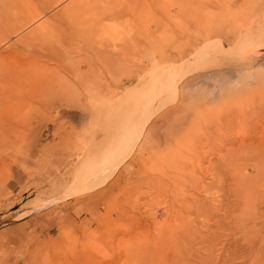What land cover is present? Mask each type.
Listing matches in <instances>:
<instances>
[{
    "label": "rangeland",
    "instance_id": "1",
    "mask_svg": "<svg viewBox=\"0 0 264 264\" xmlns=\"http://www.w3.org/2000/svg\"><path fill=\"white\" fill-rule=\"evenodd\" d=\"M0 264H264V0H0Z\"/></svg>",
    "mask_w": 264,
    "mask_h": 264
},
{
    "label": "bare ground",
    "instance_id": "2",
    "mask_svg": "<svg viewBox=\"0 0 264 264\" xmlns=\"http://www.w3.org/2000/svg\"><path fill=\"white\" fill-rule=\"evenodd\" d=\"M179 76V75H178ZM159 84V83H158ZM158 101V100H157ZM156 104H157V102H156ZM153 105V104H152ZM152 105L150 106V108H149V110H148V112H147V114L150 112V110H151V107H152ZM154 107V106H153ZM154 109V108H153ZM152 112V111H151ZM151 114V113H150ZM149 114V115H150ZM148 115V116H149ZM148 118V117H147ZM145 122V121H144ZM138 126V125H137ZM144 128V123L143 124H141V125H139V128H138V130L139 131H141L142 129ZM137 131V130H136ZM113 138V137H112ZM116 138V137H115ZM109 140H112V139H109ZM115 140V139H114ZM119 140V139H118ZM109 142V141H108ZM109 145H111V141H110V143H109ZM109 163V162H108ZM116 163V162H115ZM108 167H109V165H108ZM113 167V166H112ZM105 168V167H104ZM107 169V168H106ZM110 169V168H109ZM111 170V169H110ZM59 191V190H58ZM56 194V193H55ZM38 199V198H37ZM42 200H44V199H42ZM239 248V247H238ZM246 252V251H245Z\"/></svg>",
    "mask_w": 264,
    "mask_h": 264
}]
</instances>
